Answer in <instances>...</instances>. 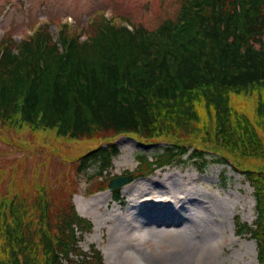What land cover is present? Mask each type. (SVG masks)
Here are the masks:
<instances>
[{"label":"trees","instance_id":"trees-1","mask_svg":"<svg viewBox=\"0 0 264 264\" xmlns=\"http://www.w3.org/2000/svg\"><path fill=\"white\" fill-rule=\"evenodd\" d=\"M180 2L175 18L153 30L129 23L130 29L98 9L82 32L66 21L57 23L56 33L51 23L19 40L4 33L0 120L19 115L20 124L63 138L104 139L78 166L96 177L99 190L115 177L109 172L120 153L118 136L135 135L150 146L165 142L163 151L137 154L136 176L183 162L185 155L204 167L212 148L214 161L243 172L254 187L255 226L238 223L239 232L249 231L264 264V163L256 162L264 161L257 128L264 131V0ZM243 92L257 95L256 123L231 115V95ZM201 101L216 113L214 134L203 129ZM22 183L1 189L0 264H107L95 246L89 252L79 246L77 229L93 225L78 213L71 191L56 202L46 182L38 185L25 174ZM111 191L118 201L120 189Z\"/></svg>","mask_w":264,"mask_h":264},{"label":"rangeland","instance_id":"rangeland-1","mask_svg":"<svg viewBox=\"0 0 264 264\" xmlns=\"http://www.w3.org/2000/svg\"><path fill=\"white\" fill-rule=\"evenodd\" d=\"M180 5V0H0V42L6 32L15 33V39L19 40L20 36L32 35L47 23L52 24L54 33L57 23L66 21L72 23L76 32H82V27L87 29L98 9L105 10L118 23L130 22L153 30L166 19L175 18ZM83 34L82 38L86 36ZM257 101L256 94L233 93L231 115L236 112L256 123ZM197 112L205 125L203 129L214 134L216 113L210 114L203 101L197 104ZM14 117L9 122L0 120V195L1 189L6 192L12 186L22 187L25 174L38 185L46 182L56 202L63 192L68 195L71 191L76 209H83L87 215L78 213L93 225L88 232L77 229L79 246L84 251L89 252L95 246L107 264H180V261L184 264H259L255 239L249 231H238V223L255 226L254 187L243 172L214 161L218 156L212 153V148L206 151L209 163L203 170L185 155L183 162L166 165L153 174L136 176L133 172L138 165L137 154L163 151L165 142L150 146L135 135L118 136L120 153L114 158L109 174L133 173L135 180L121 187L117 201L110 189H96V177L91 179L88 173L78 172L81 155L105 143L104 139L63 138L56 130L20 124L16 121L19 115ZM257 128L264 138L262 127ZM203 134L204 131L199 133ZM203 145L213 147L209 142ZM225 153L233 159L228 151ZM256 162L264 163L263 160ZM72 179L74 184L69 183ZM149 193L159 198L174 194L187 196L184 201L189 214L185 225L172 231L144 227L135 216L144 203L136 202L149 199ZM190 220V227L185 231ZM203 249H210V262L203 263Z\"/></svg>","mask_w":264,"mask_h":264},{"label":"bare ground","instance_id":"bare-ground-1","mask_svg":"<svg viewBox=\"0 0 264 264\" xmlns=\"http://www.w3.org/2000/svg\"><path fill=\"white\" fill-rule=\"evenodd\" d=\"M199 165L201 166V167L198 166L199 170H203L207 166L206 165L202 167L201 164ZM134 180L135 179L133 178L132 181ZM149 195H150L149 199H146V198L144 200L139 199L136 202V203H144L143 207H141L140 209H137L136 214H135V216L138 217V220L141 219V221L143 222L142 225L144 227L148 226V230H151V227L154 226L156 228H161L166 231H172V230H179L181 226L185 225V223L188 220L186 216L189 214L187 212L189 209L188 207H186V204L184 201L185 199L188 198L187 196L183 197V196H178L174 194L170 196L169 198H166V197L159 198V197H156V195H153L152 193H149ZM143 196L144 195H142L141 198ZM78 211L81 215H87V213H85V211L81 208H78ZM190 224H191V220L185 231L189 229ZM203 250L204 251L202 253L204 254V256L201 257V259L203 258V263L210 262L212 259V253L210 249H203ZM179 259L186 260L183 258H179ZM176 264H179V263H176ZM180 264H184V263L180 261Z\"/></svg>","mask_w":264,"mask_h":264},{"label":"water","instance_id":"water-1","mask_svg":"<svg viewBox=\"0 0 264 264\" xmlns=\"http://www.w3.org/2000/svg\"><path fill=\"white\" fill-rule=\"evenodd\" d=\"M133 180V175H125V176H119L116 178H113L110 182H109V187H111L112 189H119L122 186L130 183Z\"/></svg>","mask_w":264,"mask_h":264}]
</instances>
